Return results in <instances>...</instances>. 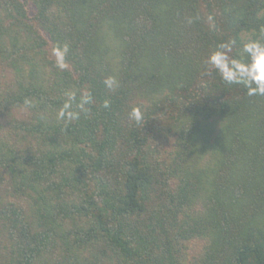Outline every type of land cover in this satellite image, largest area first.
Wrapping results in <instances>:
<instances>
[{
	"label": "trees",
	"instance_id": "obj_1",
	"mask_svg": "<svg viewBox=\"0 0 264 264\" xmlns=\"http://www.w3.org/2000/svg\"><path fill=\"white\" fill-rule=\"evenodd\" d=\"M261 32L264 0H0V264H264V96L201 75Z\"/></svg>",
	"mask_w": 264,
	"mask_h": 264
},
{
	"label": "clouds",
	"instance_id": "obj_2",
	"mask_svg": "<svg viewBox=\"0 0 264 264\" xmlns=\"http://www.w3.org/2000/svg\"><path fill=\"white\" fill-rule=\"evenodd\" d=\"M189 23L192 19L189 18ZM55 57V66L59 69L67 67L66 57L69 54L67 44H59L52 49ZM202 76L218 75L225 85H240L246 90L248 96H264V32L255 38L237 47L234 39L219 42L203 58ZM105 87L115 90L119 82L113 76L106 77L103 81ZM68 99L57 113V118L65 121L78 120L81 113H87L86 105L93 102L91 92H84L73 109L72 102L76 100V93L69 92ZM30 105L29 101H25ZM104 108H109V102H103ZM130 120L140 122L143 119L140 108L133 107L128 113Z\"/></svg>",
	"mask_w": 264,
	"mask_h": 264
},
{
	"label": "rangeland",
	"instance_id": "obj_3",
	"mask_svg": "<svg viewBox=\"0 0 264 264\" xmlns=\"http://www.w3.org/2000/svg\"><path fill=\"white\" fill-rule=\"evenodd\" d=\"M33 11H34V9L32 8V9H31V13H32Z\"/></svg>",
	"mask_w": 264,
	"mask_h": 264
}]
</instances>
